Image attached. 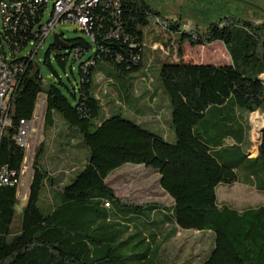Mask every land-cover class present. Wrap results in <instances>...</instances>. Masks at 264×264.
<instances>
[{
  "label": "trees",
  "instance_id": "1",
  "mask_svg": "<svg viewBox=\"0 0 264 264\" xmlns=\"http://www.w3.org/2000/svg\"><path fill=\"white\" fill-rule=\"evenodd\" d=\"M21 1L19 11L12 9L9 26L0 29V54L21 65L10 95V126L1 140L0 165L20 171L25 149L14 135L22 118H32L41 95L44 139L35 153L19 225L17 186H0V264H162L164 244L179 229L214 236L202 264H264V204L240 209L220 202L217 194L221 184L264 190V131L258 154L248 153L253 145L248 118L264 113V22L230 16L205 29L196 25L182 30L180 21L166 18L145 0H119L118 16L101 4L92 10L94 39L80 28L83 36L66 39L60 29L66 43H52L41 63L36 56L44 5ZM151 23L181 33L176 40L180 60L164 63L161 83L148 89L150 98L155 91L170 98L174 143L113 109L117 105L110 88L98 80L102 75L120 93L123 84L118 81L133 79L127 101L133 102L132 111L138 109V81L152 80L146 76L143 32ZM216 41L225 44L231 64L183 59L186 44ZM29 46L32 51L19 56ZM77 52L80 57L92 54L79 64L78 77L73 73L74 82L64 80L52 56L65 71L70 60L79 58ZM42 65L51 76L44 75ZM59 116L67 124L60 128L67 139L58 144L53 139L56 145L70 147L78 134L89 151L75 155L82 166L71 175L54 174L47 167L48 136L58 127ZM126 164L156 171L172 205L137 203L118 195L108 178ZM150 223L160 226L150 228Z\"/></svg>",
  "mask_w": 264,
  "mask_h": 264
},
{
  "label": "rangeland",
  "instance_id": "2",
  "mask_svg": "<svg viewBox=\"0 0 264 264\" xmlns=\"http://www.w3.org/2000/svg\"><path fill=\"white\" fill-rule=\"evenodd\" d=\"M53 1H51L47 11L45 19L50 15ZM156 10L162 11L165 15L172 17L175 21L181 22L182 30H190L194 26H198L201 29H205L213 21L220 20L225 17H235L240 20H248L254 22H264V0H145ZM164 15V16H165ZM168 18V17H167ZM60 29L64 30L65 38H74L83 36L84 33L79 29V25L74 22H66ZM144 44H145V66L149 68V72L146 71V76H152L156 83H161L160 80V69L164 63L173 62L175 60H180L176 52V40L180 39V32H166L162 25L156 23H151L150 25L144 27ZM170 40L172 41L170 43ZM53 43V36H49L47 40L39 48L38 54L36 56L38 61L44 60L45 54L49 49L50 45ZM32 51V46H29L25 51L19 53V56H24ZM92 53H87L83 57H79L77 60H70L64 71L61 67L57 65L52 56V64L57 72L63 77L64 80H68L70 77L73 82L74 74L78 77V66L79 64L86 60ZM183 59L188 63H206V64H226L231 63L232 59L229 52L224 48V46L219 44H209L204 46L193 47L186 44L184 47ZM42 71L45 76H51V72L47 66H41ZM74 73V74H73ZM264 78V75L261 76ZM99 84L102 87L106 86L109 90L110 88V99L115 100L116 108L122 111L123 115L131 120L138 121L133 114L139 112V109L133 110L132 112V102L127 101L130 97V84L133 83V79L119 80L118 82L123 84V91L120 93L115 92L114 84L109 85L107 80L104 79L102 75L98 76ZM156 83L153 85L155 86ZM107 84L109 86H107ZM139 89V87H138ZM146 90V89H145ZM98 95L102 96V92L99 91ZM160 96L159 102L160 113L157 119L158 126L161 128H154L149 123H143V126L149 130L165 135L169 142L174 143L175 140V130L171 125V106L170 98L165 94L166 98L162 94ZM168 101V105L165 108V100ZM45 97L40 96L39 100H43ZM104 102V101H103ZM114 104V105H115ZM40 109L42 103H39ZM106 110L110 112V106L106 107ZM44 111L45 103L42 113V118L40 125L36 127L35 132L32 135V146L29 151L30 157L29 161L33 164L35 159V153L38 149V145L44 139L43 126H44ZM254 115L257 119L261 118L264 121V113L260 111L254 112L249 116L250 123V139L253 143L249 150V155L253 156L256 154V149L259 145L258 133L261 128L264 127V122L260 125L259 132H257V137L254 135ZM60 117V116H59ZM61 121H58V127L50 131L48 136L49 150L47 156V167L49 170L58 174L59 171L68 172L71 175L75 169H80L82 166V161L77 160L75 155H84L86 152L89 153L87 148L82 145V138L77 134L71 143L70 147H59L53 141L58 139H67L65 137L64 129L67 124L60 117ZM141 120V119H140ZM142 121V120H141ZM146 122V121H144ZM66 149L67 152H64ZM71 150V151H70ZM32 176V167L29 177L26 179L24 177V183H28L27 186V196L29 192V185ZM160 176L152 168H147L140 164H126L125 166L114 171L108 178V182L112 187L115 188L118 195L130 201L137 203L146 202H158L160 204L170 206L173 203L172 198L167 192H165L160 186ZM28 181V182H27ZM24 189V185L21 188V192ZM219 201L227 202L234 205L237 208H245L247 206H258L264 204V191H260L255 187L246 185L245 183L236 184H221L217 189ZM25 201L20 202L17 205V216L16 222L19 225L22 219V208ZM148 221V218H145ZM147 225V224H146ZM150 228L160 226L157 225H147ZM153 232H150L152 234ZM152 238H154L152 236ZM214 236L209 232H200L197 230H183L179 229L175 237H173L169 242L164 244L163 250V262L162 264H202L204 260L208 257L211 248L213 246Z\"/></svg>",
  "mask_w": 264,
  "mask_h": 264
},
{
  "label": "built area",
  "instance_id": "3",
  "mask_svg": "<svg viewBox=\"0 0 264 264\" xmlns=\"http://www.w3.org/2000/svg\"><path fill=\"white\" fill-rule=\"evenodd\" d=\"M51 1L35 0L37 4L44 5L41 24L43 39L38 47V51L49 36L60 33V26L66 22L77 23L86 36L94 39L90 31L91 12L99 4L112 8L115 16L121 13V2L119 0H54L50 15L45 19L46 11ZM22 5L23 2L21 0H0V29L9 26V22L13 17L12 9L19 11ZM76 56L80 57L79 52L76 53ZM20 66L13 57L0 54V144L6 128L10 126L9 100L17 83V75L21 70ZM39 103H42L41 109ZM44 103L45 99L37 101L32 118H22L19 122L17 133L14 135L16 143L25 149V157L20 171L10 168L8 165H0V186H17V195L22 201L26 200L28 186V183L25 184L24 180L26 179V175L28 179L32 167V161H29L32 135L36 127L40 125ZM23 185L24 189L21 192Z\"/></svg>",
  "mask_w": 264,
  "mask_h": 264
},
{
  "label": "crops",
  "instance_id": "4",
  "mask_svg": "<svg viewBox=\"0 0 264 264\" xmlns=\"http://www.w3.org/2000/svg\"><path fill=\"white\" fill-rule=\"evenodd\" d=\"M160 12L163 14V16L165 15L162 11H160ZM165 17L166 18L168 17L169 19L174 20L170 16L165 15ZM212 44L222 45L226 49L225 44L222 43V42H220V41H216V42H214ZM231 63H226V64H231ZM198 64H201V63H198ZM109 83H111V82L109 81ZM154 83H156V80H154V78H152V80L151 79L145 80L144 78H140L139 79V81H138V87H139V89H137V91H136L137 92L136 99L138 100L137 102H138V106H139L138 107L139 113L137 112L136 114H133V111L131 113L134 115V117H136L138 119L139 122L149 123L154 128H157V127L158 128H161V126H158L159 123L158 124L156 123L157 122V119L156 118L159 117L158 113H160V110H161L160 105H162L159 102V100L161 98H160V96L158 94H160V92L158 91V93H157L155 91L154 92L155 93L154 94V98H152V97L150 98L149 97V90L148 89L152 88V85ZM150 95H151V93H150ZM163 100H165V108H166V106L168 105V101L165 98ZM144 121H146V122H144ZM257 154H258V148L256 149V154L253 155L252 157L256 156ZM256 189H258V188H256ZM260 191H264V190H260ZM221 202L222 203H227V202H223V201H221Z\"/></svg>",
  "mask_w": 264,
  "mask_h": 264
},
{
  "label": "water",
  "instance_id": "5",
  "mask_svg": "<svg viewBox=\"0 0 264 264\" xmlns=\"http://www.w3.org/2000/svg\"><path fill=\"white\" fill-rule=\"evenodd\" d=\"M53 43H59V44H65L66 41L63 39V35L60 33H55L53 35ZM264 131V127L260 130V137H259V143L261 141V135Z\"/></svg>",
  "mask_w": 264,
  "mask_h": 264
},
{
  "label": "bare ground",
  "instance_id": "6",
  "mask_svg": "<svg viewBox=\"0 0 264 264\" xmlns=\"http://www.w3.org/2000/svg\"><path fill=\"white\" fill-rule=\"evenodd\" d=\"M254 129H253V132H254V135L257 137V132H259V129H260V125L262 124V122H264L263 121V119H261V118H259V119H257V117H256V115H254ZM263 128V127H262ZM261 128V129H262ZM260 137V132L258 133V138Z\"/></svg>",
  "mask_w": 264,
  "mask_h": 264
}]
</instances>
